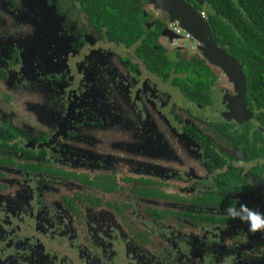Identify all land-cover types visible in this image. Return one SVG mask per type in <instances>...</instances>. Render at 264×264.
<instances>
[{"label":"flooded vegetation","instance_id":"flooded-vegetation-1","mask_svg":"<svg viewBox=\"0 0 264 264\" xmlns=\"http://www.w3.org/2000/svg\"><path fill=\"white\" fill-rule=\"evenodd\" d=\"M38 1L26 23L22 0H0V31L18 41L0 55V247L31 218L38 232L87 233L72 264H108L105 239L119 264H264V235L225 213H264V72L230 54L239 81L207 57L212 5L185 0L209 33L170 0ZM251 25L264 39V22ZM21 45L51 61L26 62ZM40 251L38 264L67 263Z\"/></svg>","mask_w":264,"mask_h":264},{"label":"rangeland","instance_id":"rangeland-1","mask_svg":"<svg viewBox=\"0 0 264 264\" xmlns=\"http://www.w3.org/2000/svg\"><path fill=\"white\" fill-rule=\"evenodd\" d=\"M37 2L39 3L38 0ZM38 3H36L37 6H39L40 4ZM33 5H35V0H32L30 2H26V1L24 2L22 0V8H23L22 13L24 14V17H26V20H25L26 23L30 22V18L27 19V16L31 15V10H32ZM12 31H13V28H9L6 31H0V55L1 56H5V57L8 56L9 49L18 44V41H15L13 40V37H10V33ZM23 48L25 49L23 60H25L26 62H29V63L33 62L34 64V63H39V62L48 63L51 61V58L47 55V49L43 50L41 45L37 47H32L30 51H26V47H23ZM40 50H43V51H40ZM34 55L37 56V58L39 59L38 62L33 61L32 58H34ZM8 84L11 85L12 81L8 80ZM28 107L31 111L35 113V117L37 116L38 119L44 118L43 114H41V112L39 111L41 107L39 109L37 106H34V107L28 106ZM83 150L85 152L87 151L86 149H83ZM67 159L70 160L71 162H74V164L76 165L80 163L78 159L74 160L73 157L69 158V155L67 156ZM79 166H81V164H79ZM14 175H17V174L10 173L7 179L9 178L11 179L10 180L4 179V181L1 182L3 183L2 185L7 186L6 189L2 190V192H5V193L7 192V190L9 189V186L7 185V183L8 184L11 183V180L14 179L13 177ZM22 179H28V178L23 177ZM5 199L9 200V198L5 197V195H0V202L5 201ZM56 219H57L56 220L57 225H59V230L64 231L65 227L63 226V224L60 223V218L58 217ZM12 222L16 223L15 220H12ZM9 226L11 227H6L7 229H5V234H7V237H6L7 239H4V241L8 242V240L9 241L12 240L13 244L10 242L12 246L8 247L7 249H5L4 247H0L1 252H2V255H0V264H38L42 256L40 249L41 250L43 249L45 251V254L49 255L50 257L57 256L60 262H62V260H66L67 261L66 264H72V262L74 263V260H75L74 257L78 256L80 252L82 255H84L87 253L86 251L88 252L90 251L89 243L87 242V240L84 239L85 237H87V233L83 232L84 233L83 234L82 230L74 232V234L71 236L66 233H62L63 234L62 236H58L59 234L57 233L54 234V232H53L54 235L52 233L51 234L44 233L43 229H40L41 232H38L36 230L37 224L31 218L25 221H21L20 223H16L15 226L13 225H9ZM53 226H55L54 223H53ZM33 239H37V242H35V244L37 245L38 250H35L36 251L35 252V251L26 250L25 248L24 251L22 252L21 249L24 246V243L28 241L34 242ZM99 241L103 242L104 240L101 239ZM107 241L108 239H105V246L109 247L113 251V253H111L109 248H106L105 249L106 257L101 255L100 246H98L95 243L94 246L97 247L96 251L98 255L105 257L107 259L108 264H119L117 255H115V253L122 256V248H118L117 243L114 240H112L113 242L112 245L111 243H107ZM0 242H3V241H0ZM16 242L22 243V244H20L19 246H16L15 245ZM210 248H211L210 250H212L213 247H210ZM65 249H67L65 251L66 254L63 253ZM13 250H14V253H11V251ZM111 255H113L112 258H111ZM38 256L40 257V259L38 258ZM235 256L236 255L234 254V257ZM94 259L96 260V262H98V264H105V262L100 257H96Z\"/></svg>","mask_w":264,"mask_h":264},{"label":"trees","instance_id":"trees-1","mask_svg":"<svg viewBox=\"0 0 264 264\" xmlns=\"http://www.w3.org/2000/svg\"><path fill=\"white\" fill-rule=\"evenodd\" d=\"M213 9L210 23L216 34L219 49L232 54L250 72L260 79L264 72V39L251 22H264V0H207ZM123 25L126 24L124 17ZM138 26L134 23V31ZM221 46H220V45ZM260 86V84H258ZM30 170L44 171L42 165L32 164Z\"/></svg>","mask_w":264,"mask_h":264},{"label":"water","instance_id":"water-1","mask_svg":"<svg viewBox=\"0 0 264 264\" xmlns=\"http://www.w3.org/2000/svg\"><path fill=\"white\" fill-rule=\"evenodd\" d=\"M170 2V6L173 8L172 16L176 15L177 18H179L184 24H193V26L198 30H201L202 28H208L209 33H211V30L207 26V23L205 21L203 22L196 16L192 17L193 19H189V17L192 16V11L190 7L189 10L187 9V4L185 3V0H170ZM177 18L175 19L177 20ZM207 57L211 61H214L216 59V63L221 64L226 69V71L233 77H236L237 80H243V78L237 72L239 70L241 71V67L239 66L238 68V61L231 59V57L226 52L218 48L217 44L216 46L213 43L209 45Z\"/></svg>","mask_w":264,"mask_h":264},{"label":"clouds","instance_id":"clouds-1","mask_svg":"<svg viewBox=\"0 0 264 264\" xmlns=\"http://www.w3.org/2000/svg\"><path fill=\"white\" fill-rule=\"evenodd\" d=\"M225 213L233 220L239 219L242 223H246L250 233L264 235V213L249 208L245 203H241L238 208L227 207Z\"/></svg>","mask_w":264,"mask_h":264}]
</instances>
